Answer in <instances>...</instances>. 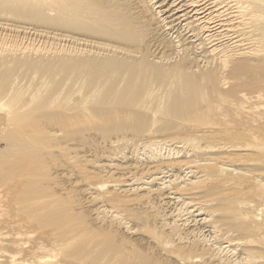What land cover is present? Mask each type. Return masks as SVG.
Wrapping results in <instances>:
<instances>
[{
  "label": "bare ground",
  "instance_id": "obj_1",
  "mask_svg": "<svg viewBox=\"0 0 264 264\" xmlns=\"http://www.w3.org/2000/svg\"><path fill=\"white\" fill-rule=\"evenodd\" d=\"M5 62L0 264H264V0H0Z\"/></svg>",
  "mask_w": 264,
  "mask_h": 264
},
{
  "label": "rangeland",
  "instance_id": "obj_2",
  "mask_svg": "<svg viewBox=\"0 0 264 264\" xmlns=\"http://www.w3.org/2000/svg\"><path fill=\"white\" fill-rule=\"evenodd\" d=\"M8 20H9V22H12L11 21V19H13V22H15V21H17L16 22V24H18V25H24V26H31V27H36L37 25L36 24H34L31 20H26V18H23V19H19V18H7ZM23 23V24H22ZM33 23V24H32ZM47 27H40V26H37V27H39V28H47V29H49V30H53L54 32H59V33H62V34H69V35H72V36H75V34H74V32H72L71 30H67V29H64V28H62V27H52V26H49V25H46ZM71 44L70 43H68V41H65V43H61L60 44V46H64V47H69ZM32 56H35V55H32ZM24 59H26V58H24ZM47 59V58H46ZM9 60V59H8ZM52 60H55V62H56V64L54 63V68H56V69H54L53 71L54 72H52V73H46V74H42L43 72H45L44 71V69L43 68H45V63H43L42 65H40V70H38V72L35 74V75H37V76H35V77H38V76H41V75H43V76H45V75H47L46 77H48V78H51V77H53L55 74H57L58 76H64L63 78H67V80L68 81H70L71 82V77H73V75L75 74L76 75V73L77 72H79V70L80 69H77L75 72H73V73H70L71 71H73V69H74V67L73 68H71L70 66V68H71V71L69 70V69H67V70H69L68 72H67V74H64V72L62 71L61 72V70H62V68L60 69V67H61V64H60V59L59 58H53ZM6 63L7 62H5V64H2L3 66H1L0 67V71H3V69L5 70V69H8L9 67V65H11V66H15V65H12V63H13V61L11 62V64H8L7 63V67L8 68H6ZM63 66V65H62ZM11 68V67H10ZM65 68H67L66 67V65H65ZM84 71V70H83ZM50 76V77H49ZM66 76V77H65ZM11 77H12V75L11 76H9V78H7V80H10L11 79ZM90 77H92V79H91V81H90V79H88V78H90ZM70 79V80H69ZM87 80V81H86ZM95 80V76H94V79H93V76H91V75H89V76H87L86 77V79L84 78V80H83V82H82V87H83V85H86V84H88L89 82L91 83L92 81H94ZM89 81V82H88ZM86 84H85V83ZM79 83V84H78ZM80 83L81 82H77V86H79L78 87V89L81 87V85H80ZM84 83V84H83ZM74 88H76L75 86H74ZM137 125V122H134V125H133V127H132V129H128V130H125V132H122V131H120V130H112L111 132H110V137H111V141H113L114 139H120L122 142H123V144H124V140L125 139H128V138H132V139H130L131 140V142L132 143H134L135 141H137V143L138 144H140V143H142V142H144V141H146V140H150L152 137H157L156 136V132L155 131H153V126L154 125H152L151 127V129H150V127L149 128H147V132L146 131H143V130H137L136 128H134V127H136V125ZM133 128H134V130L136 129L137 130V133H136V130H135V133H134V130H133ZM113 129V128H112ZM150 130H151V132H150ZM133 131V132H132ZM143 133V132H145V134H139V133ZM155 132V133H154ZM124 133V135H122ZM133 133H134V135H133ZM157 133H159V132H157ZM132 134V135H131ZM136 134V135H135ZM159 134H162V133H159ZM170 134V133H169ZM169 134H165V132H163V136H161V137H164V136H166V135H169ZM117 135V136H116ZM140 135H141V137H140ZM174 134H171V135H169V137H172ZM122 136V137H121ZM137 136H138V138H137ZM168 137V136H167ZM168 137V138H169ZM124 138V139H123ZM135 138V139H134ZM150 138V139H149ZM123 139V140H122ZM119 140V145L117 144V145H114V146H112V148H108V147H105V149H104V151H120V149L122 150H124L125 151V149H126V151H129L130 149H131V145H132V143H131V145L130 146H123V144H122V142ZM141 140V141H140ZM121 142V143H120ZM140 142V143H139ZM115 144V143H114ZM111 145H113V144H111ZM129 145V144H128ZM121 147V148H120ZM123 147V148H122ZM128 149H127V148ZM125 148V149H124ZM110 149V150H109ZM123 150L121 151V152H123ZM115 153H117V152H115ZM87 166H89V168H91L92 166H93V164H91V163H88V164H86V167ZM93 167H95V166H93ZM98 167V166H97ZM92 169V168H91ZM113 170V169H112ZM124 220H127V219H124Z\"/></svg>",
  "mask_w": 264,
  "mask_h": 264
}]
</instances>
